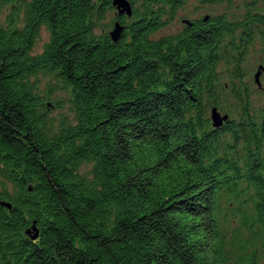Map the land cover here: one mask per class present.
Here are the masks:
<instances>
[{"label":"trees","instance_id":"16d2710c","mask_svg":"<svg viewBox=\"0 0 264 264\" xmlns=\"http://www.w3.org/2000/svg\"><path fill=\"white\" fill-rule=\"evenodd\" d=\"M186 1L131 0L115 41L98 31L113 0H0V264H264V87L247 69L257 48L264 65V0L155 37ZM40 74L69 88L58 126Z\"/></svg>","mask_w":264,"mask_h":264},{"label":"rangeland","instance_id":"374dc122","mask_svg":"<svg viewBox=\"0 0 264 264\" xmlns=\"http://www.w3.org/2000/svg\"><path fill=\"white\" fill-rule=\"evenodd\" d=\"M252 1L254 0H225L224 2H211L210 0H187L183 8L179 9V11L176 13L175 18L168 20L165 26L155 33V37L173 34L180 31L184 27L186 19H189L191 21L195 18H200L209 14H225L229 18L237 19V17H241L244 14L246 9V2ZM9 11L10 9L7 8L2 14V18L4 20L7 18V14L9 13ZM117 14L118 13L116 7L107 11L105 17L101 19V22L99 21L98 31L110 32L111 30H113L115 26L114 23L117 21ZM48 40L49 33L46 28L43 27L40 36L38 37L33 47V53L42 52ZM258 46L259 43L256 44V48ZM252 52L253 53H251L249 61H251L253 67H249L247 69L253 71L252 74L249 75L248 79L251 76L254 78L259 64H263V62L260 61V59L262 58V52L259 50V48L255 49ZM254 66L255 69H253ZM39 78L41 93H48L51 99H48L47 101L50 102L51 100L53 103V105L49 107L48 116L55 123V125L58 126L63 117L72 115L69 101V88H67L60 79L55 77V75L40 74ZM260 79L262 82V86L264 87V70H262ZM221 112L225 113L224 111ZM89 169L90 166L88 163H85L82 167V170L84 171H88Z\"/></svg>","mask_w":264,"mask_h":264},{"label":"water","instance_id":"95a60500","mask_svg":"<svg viewBox=\"0 0 264 264\" xmlns=\"http://www.w3.org/2000/svg\"><path fill=\"white\" fill-rule=\"evenodd\" d=\"M113 4L118 9V14L123 15L126 13L128 15H132L133 7H132L131 0H113ZM208 17H209V15H207L205 18L207 19ZM185 21L187 23H190L189 19H186ZM124 28H125V25L122 24L119 20H117L115 22L114 29L111 30V36H112L113 40L116 41L119 38V36L121 35ZM262 70H264V65L261 64V65H259V68H258L257 72L255 73V80L259 86H262V82L260 79V76L262 74ZM211 118H212L213 125L218 127V126H221L229 118V114L228 113H222L220 110H218V108L216 106H214L212 108V111H211ZM2 204L8 206L9 208H11V206H12L11 203L7 202V201H2ZM27 232L29 234H31L32 238H36L38 236V233H39V231L35 225H33V228H29L27 230Z\"/></svg>","mask_w":264,"mask_h":264},{"label":"flooded vegetation","instance_id":"af4514ba","mask_svg":"<svg viewBox=\"0 0 264 264\" xmlns=\"http://www.w3.org/2000/svg\"><path fill=\"white\" fill-rule=\"evenodd\" d=\"M187 22L185 21V24H186ZM190 23H191V21H190ZM188 24V23H187Z\"/></svg>","mask_w":264,"mask_h":264}]
</instances>
